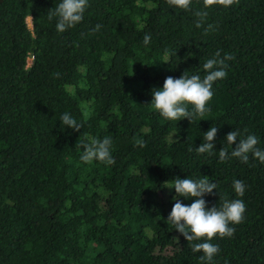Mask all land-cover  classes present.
<instances>
[{
	"label": "trees",
	"instance_id": "16d2710c",
	"mask_svg": "<svg viewBox=\"0 0 264 264\" xmlns=\"http://www.w3.org/2000/svg\"><path fill=\"white\" fill-rule=\"evenodd\" d=\"M57 3L0 0V264H202L165 221L175 202L165 185L188 175L217 183L208 207L245 203L233 235L212 238L214 264H264V163L218 158L232 130L264 147V0H192L187 11L166 0H89L63 33L50 19ZM217 51L233 59L203 117L168 121L151 108L154 87L168 76L203 77ZM65 111L81 129H64ZM210 126L214 153H190ZM105 136L115 164L81 162L79 138Z\"/></svg>",
	"mask_w": 264,
	"mask_h": 264
},
{
	"label": "clouds",
	"instance_id": "9594fccd",
	"mask_svg": "<svg viewBox=\"0 0 264 264\" xmlns=\"http://www.w3.org/2000/svg\"><path fill=\"white\" fill-rule=\"evenodd\" d=\"M169 7L182 10H189L192 0H166ZM212 0H205V4H210ZM224 6H229L233 0H218ZM89 0H58L50 19L55 18V29L58 33H63L67 29L73 28L84 19V13L88 7ZM196 27H201L207 17L206 11L194 12ZM100 24H96L95 31H99ZM211 24L206 30H212ZM151 36L145 33L143 44H150ZM233 57L225 53L222 57L217 51L211 58L207 59L202 69L203 77L200 74H181L178 78L168 76L164 79L162 86L154 87L151 90V100L149 105L161 117L168 121H179L188 119L189 121L203 117L209 111V101L214 94L213 85L217 80L226 77L227 61ZM64 129L79 130L82 122L77 121L70 112H63L59 117ZM217 127L210 126L203 131L202 142L196 147H188V151L197 155H212L215 147V137ZM228 148L221 147L218 151L220 160L236 158L243 163L249 161L250 155L264 163V147L259 146V138L255 134L243 135L239 130H232L225 136ZM235 146L233 147V143ZM141 147L142 141L136 142ZM79 152V160L85 164L100 162L107 166L115 164L113 156V140L110 136L102 139L86 137L80 139L75 145ZM170 184L165 187L174 189L175 202L172 204L165 221L177 230L184 238L191 242L192 251L199 252L202 264H214L215 257L219 254L220 248L212 243L214 236L231 237L235 231L233 227L244 219L245 203L242 199H224L219 205L208 207L205 199L206 195L217 191V183L207 175L193 178L188 175L184 178L174 177ZM169 181V180H168ZM232 188L236 194L243 196L246 185L239 179H234ZM191 200L190 204L182 203V200Z\"/></svg>",
	"mask_w": 264,
	"mask_h": 264
},
{
	"label": "built area",
	"instance_id": "2783aa9c",
	"mask_svg": "<svg viewBox=\"0 0 264 264\" xmlns=\"http://www.w3.org/2000/svg\"><path fill=\"white\" fill-rule=\"evenodd\" d=\"M31 60H32V55H30V56L28 57V59H27V64H28V65H30Z\"/></svg>",
	"mask_w": 264,
	"mask_h": 264
},
{
	"label": "rangeland",
	"instance_id": "374dc122",
	"mask_svg": "<svg viewBox=\"0 0 264 264\" xmlns=\"http://www.w3.org/2000/svg\"><path fill=\"white\" fill-rule=\"evenodd\" d=\"M27 23H28V26L31 27V19H30V17L27 18Z\"/></svg>",
	"mask_w": 264,
	"mask_h": 264
}]
</instances>
